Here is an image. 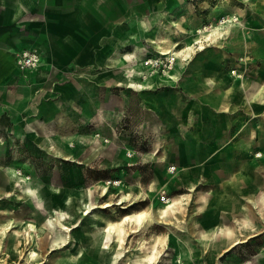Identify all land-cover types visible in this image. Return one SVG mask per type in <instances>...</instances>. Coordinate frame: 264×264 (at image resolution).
Listing matches in <instances>:
<instances>
[{
	"label": "crops",
	"instance_id": "0c3cea01",
	"mask_svg": "<svg viewBox=\"0 0 264 264\" xmlns=\"http://www.w3.org/2000/svg\"><path fill=\"white\" fill-rule=\"evenodd\" d=\"M227 14L238 15L240 23L226 26L222 36L201 31L215 42L204 43L182 64L178 59L183 78L172 96L156 79L151 103L156 111L148 132L168 149L167 160L176 166L172 177L188 189L182 199L195 195L202 201L179 203L168 216L172 220L158 222L172 221L169 234L159 225L161 234L145 237L160 250L154 262L144 256L145 239L141 251L128 252L140 237L137 224L129 223V232L125 226L121 243L99 218L84 222L85 228L61 242L67 244V255L59 264H264V249L248 262L236 250L248 210L244 196L253 199L259 193L260 159L251 150L261 145L253 130L264 129L259 122L264 116V0H0V100H9L13 108H19L25 90L23 74L51 83L75 76V86L65 83L59 91L78 101L89 88L86 83L92 87L101 79L95 68L122 66L124 74L115 69L110 80L127 83L132 68L134 74L150 69L134 52L146 59L158 50L167 54L177 41L192 43L197 28ZM22 51L37 54L35 67L20 70ZM230 68L242 75H233ZM169 74L156 77L175 79ZM146 82L154 85L153 79L139 85ZM79 111L84 113L83 107ZM120 220L114 221L116 227Z\"/></svg>",
	"mask_w": 264,
	"mask_h": 264
},
{
	"label": "rangeland",
	"instance_id": "374dc122",
	"mask_svg": "<svg viewBox=\"0 0 264 264\" xmlns=\"http://www.w3.org/2000/svg\"><path fill=\"white\" fill-rule=\"evenodd\" d=\"M220 30L222 36L225 28ZM199 34L203 33L197 32L199 37L192 42L196 51L184 56L182 62L198 52L201 40L206 44L215 42L208 39L209 35ZM186 41L178 49L184 48ZM147 57L158 61L149 62V70L127 73L130 75L127 83L110 80L114 67L95 68L101 79L92 87L86 83L89 88H84V97L78 101L62 97L59 91L65 83L75 86L72 82L75 76L51 83L32 81L25 74V80H20L25 90H21L19 108H13L7 99L0 100V264H59L66 261L67 255V244L61 242L74 236L84 222L100 218L109 223L127 213L144 210L147 215L139 229L140 237L128 247V252L141 251L145 237L161 234L157 231L159 225L166 227L165 234L170 232L168 226L172 221L158 223L172 220L168 216L173 211L162 216L159 211L162 205L176 197L180 203L202 201L201 196L195 195L182 199L181 194L188 189L177 185L178 180L172 177L176 166L167 160L168 149L159 145L154 132H148L154 125L149 119L154 120L156 111L151 104L157 91L155 80L160 81L158 84L167 96H172L183 78L177 67L178 59L173 64L159 50ZM182 69L185 75L186 69ZM230 69L233 74V68ZM123 70L122 66L116 69L121 75ZM169 72H173L175 79L156 77L170 75ZM148 79H153V86L147 82L145 86L139 85ZM169 101L173 102L172 98ZM81 107L84 113L79 111ZM29 122L40 136L29 127ZM259 122L264 124V116ZM253 134L261 144L251 150L260 159L259 193L253 199L244 196L248 210L243 212V240L236 249L245 262L264 249V129L253 130ZM244 184L247 186L246 181ZM163 191L168 201L162 198ZM68 195L72 200L69 203ZM40 201L44 206H39ZM251 203L252 208L248 206ZM88 205L91 211L84 214ZM124 225L129 232V224Z\"/></svg>",
	"mask_w": 264,
	"mask_h": 264
},
{
	"label": "bare ground",
	"instance_id": "6f19581e",
	"mask_svg": "<svg viewBox=\"0 0 264 264\" xmlns=\"http://www.w3.org/2000/svg\"><path fill=\"white\" fill-rule=\"evenodd\" d=\"M227 20H229V24L225 25V26H206L204 29L203 28H197L196 31L197 32H206L208 29H210L211 31L215 32L216 36H220V29L222 28H225L226 26L228 25H232L233 24V20L232 18H228ZM215 25V24H213ZM209 31V30H208ZM213 32H210V35L211 33ZM191 34V33H190ZM197 35V34H196ZM200 35V34H199ZM204 35V34H203ZM224 35V34H223ZM199 37V36H196V38ZM212 38V36H210ZM215 37V36H214ZM216 38V37H215ZM204 39V38H203ZM210 40V39H209ZM199 41V40H198ZM214 41V40H213ZM202 44H201V47L199 48L200 50L204 49L205 48V45H204V41H202ZM180 42H177V44H175L176 46H178ZM198 47L200 46V43H197ZM176 46L173 50H166L168 53V56L172 59V63L175 64V60L179 59V64H182V60L186 59L184 58V56H187L189 55L190 52H195V44L194 43H188L186 44V46L182 49H176ZM172 47V46H171ZM165 49V48H164ZM139 51V50H138ZM134 52V51H133ZM134 57H136L137 60H139V62L143 63L144 67L146 68H150V64L149 62H152L151 59H146L144 57H142L141 53L139 52H134ZM146 57V56H145ZM155 61V60H154ZM158 61V60H156ZM171 61V60H170ZM154 63V62H153ZM131 69V68H130ZM132 72L133 74L137 72V70L135 68H132ZM165 74V73H164ZM158 76V75H157ZM237 76H240V74H238ZM164 77V76H163ZM162 77V78H163ZM161 78V79H162ZM167 80V79H166ZM40 123L44 124L43 122L40 121ZM30 128H32L33 130H35V134L40 136V134L37 132V129L35 127L34 124L32 123H29L28 124ZM44 155V154H43ZM173 168L170 167V170H172ZM71 200V196L68 195L67 199H66V202L69 203ZM180 199L179 197H176L175 199H172L170 200L169 203L167 204H164L162 205V207L159 209L160 213L162 214V216L168 214L170 211H173L174 208L177 207V205L180 203ZM39 206H44V203L42 201L38 202ZM40 209H44V208H40ZM85 213L84 214H89L90 211H91V208L90 206L88 205L87 208L84 209ZM146 215L147 213L144 211V210H139V211H134L132 214H126L123 216V218L120 220L122 223L119 227H116V225L114 224V222H109L108 223V228L110 230H112V232H116L118 234V237L121 241V243H123L125 241V232H126V228H125V225L124 223H132V224H137L138 225V228L137 230H139V227L142 226L146 220ZM148 218V217H147ZM153 219V218H152ZM32 222V221H31ZM33 223V222H32ZM32 223H27L28 227L32 228L33 227V224ZM135 230V229H133ZM141 248L143 249L144 251V256L145 258L147 259L148 262H154L156 260V258H158V256L160 255V250L158 249V247L155 245V243H151V241L149 239H145L143 242H142V246ZM181 262V261H180Z\"/></svg>",
	"mask_w": 264,
	"mask_h": 264
},
{
	"label": "built area",
	"instance_id": "2783aa9c",
	"mask_svg": "<svg viewBox=\"0 0 264 264\" xmlns=\"http://www.w3.org/2000/svg\"><path fill=\"white\" fill-rule=\"evenodd\" d=\"M228 18H232L233 24L234 23H240L238 15L227 14V15H223V16L219 17L215 26H225V25L229 24L228 23L229 20H227ZM206 26H213V24L212 23L206 24L202 28L204 29ZM37 62H38V56L34 52L22 51V52L18 53L17 63H18V66H19L21 71H25V70H28L30 68L35 67L37 65ZM232 72H233V74H237V75L240 74L238 72L237 68H233ZM162 198L165 201L169 200V197H168L166 191L162 192ZM180 261L181 260H178V264H185V262H183V261L180 262Z\"/></svg>",
	"mask_w": 264,
	"mask_h": 264
}]
</instances>
